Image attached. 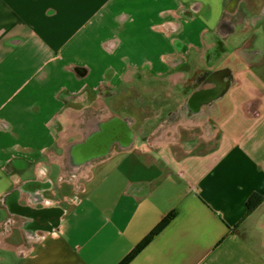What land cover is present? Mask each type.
<instances>
[{
  "label": "crops",
  "instance_id": "obj_1",
  "mask_svg": "<svg viewBox=\"0 0 264 264\" xmlns=\"http://www.w3.org/2000/svg\"><path fill=\"white\" fill-rule=\"evenodd\" d=\"M0 264H264V0H0Z\"/></svg>",
  "mask_w": 264,
  "mask_h": 264
},
{
  "label": "rangeland",
  "instance_id": "obj_2",
  "mask_svg": "<svg viewBox=\"0 0 264 264\" xmlns=\"http://www.w3.org/2000/svg\"><path fill=\"white\" fill-rule=\"evenodd\" d=\"M226 31L227 30H225V32ZM213 44L214 43H212L211 50H209L212 56L214 55V53L217 52V50L214 51L213 48L215 47ZM221 48L222 45L216 47V49L218 50H220ZM205 74H206L205 76L208 75V77L210 75V73L209 74L205 73ZM202 76L204 75L201 72H196V73L190 72L187 73L186 75L180 74L174 79L181 81L182 86L181 87L170 86L169 88L166 87L165 84L160 83V80L166 79L165 77H154L148 73H141L140 77H136L144 81L147 80L148 82L155 80L159 81L157 83L158 85L157 87L156 86L146 87L139 90L142 93V99H143L142 102L145 105H143V109L141 111H137L136 113H134V111L131 109L130 111H128L129 114H127L126 116L128 118L127 123L131 125L132 129L139 130L140 128H142V130L144 131L143 136L141 137L142 142L146 143L149 141L148 133L155 124V122H153L152 124L150 119L152 118V116L157 114L156 110L157 109L160 110L159 121L164 120L163 122L166 123L168 116L167 114L169 110L173 108L174 104L176 105L177 102H179L180 100H182L183 97H185L187 90H190V88H192L193 85L199 83L202 80V78H204ZM132 78L134 77H131V79ZM112 110L113 112H117V104L112 105ZM133 117H135V121L133 120ZM67 174L70 173L68 172Z\"/></svg>",
  "mask_w": 264,
  "mask_h": 264
},
{
  "label": "trees",
  "instance_id": "obj_3",
  "mask_svg": "<svg viewBox=\"0 0 264 264\" xmlns=\"http://www.w3.org/2000/svg\"><path fill=\"white\" fill-rule=\"evenodd\" d=\"M261 200L260 196L254 195L247 201V211H250Z\"/></svg>",
  "mask_w": 264,
  "mask_h": 264
},
{
  "label": "flooded vegetation",
  "instance_id": "obj_4",
  "mask_svg": "<svg viewBox=\"0 0 264 264\" xmlns=\"http://www.w3.org/2000/svg\"><path fill=\"white\" fill-rule=\"evenodd\" d=\"M202 93H195L194 95H193V97L190 99V104L194 107V105H196V103H197V100L198 99H200L201 98V95ZM114 127H111V129L109 130V133H112L113 132V130H115V129H113ZM111 138H112V134H111Z\"/></svg>",
  "mask_w": 264,
  "mask_h": 264
},
{
  "label": "water",
  "instance_id": "obj_5",
  "mask_svg": "<svg viewBox=\"0 0 264 264\" xmlns=\"http://www.w3.org/2000/svg\"><path fill=\"white\" fill-rule=\"evenodd\" d=\"M111 127H112V126H109V127H108V133H109V130L111 129ZM109 134H110V135H106V136H104L103 139L106 140V139H108L109 137H111V134H112V133H109Z\"/></svg>",
  "mask_w": 264,
  "mask_h": 264
}]
</instances>
